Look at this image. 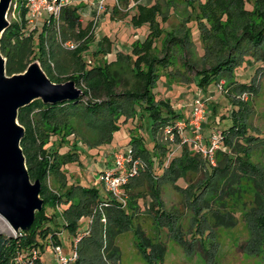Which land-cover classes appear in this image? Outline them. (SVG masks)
<instances>
[{
	"label": "trees",
	"instance_id": "1",
	"mask_svg": "<svg viewBox=\"0 0 264 264\" xmlns=\"http://www.w3.org/2000/svg\"><path fill=\"white\" fill-rule=\"evenodd\" d=\"M196 1L198 2V0H188V3L190 6H194ZM15 3L19 9L21 22L12 21L1 38V52L7 58V72L9 73L12 69H17L18 72L24 71L25 64H23L21 55L25 45L31 39L32 46L36 47L33 50H36L38 54L35 59L41 62L43 68L45 65L48 67H46L48 71L45 68L44 70L53 80V73H50L52 69L47 57L50 55V57L55 58L59 54L60 40L65 41L74 37L81 41L76 49L71 50L73 58H76V62L80 64L81 73L65 80L56 75V79L53 81L74 80L79 87L80 80H83L88 85L89 90L73 100L45 103L42 99H36L20 109L18 119L25 127V136L21 145L32 180L39 179L41 181V197L44 199V206L41 211L36 213V219L29 230L20 231L11 236L0 233V264H16L15 260L20 252L26 255H30L34 249L45 252L46 243L39 242V236L43 239L50 237L51 244L61 243L59 239L61 230L56 215L49 216L46 209L48 207L55 209V206L60 205L62 201L68 203L67 209L63 212L64 226L69 227L72 231H76L78 222L83 216L94 213V218L99 221L103 214L109 215L111 223L105 233L106 250L115 249L116 237L126 230L127 225L121 220H113L114 216L118 215L119 219L121 216L131 218L134 209L128 208V205L123 207L121 203L110 196H101L99 190L94 187L79 183L67 186L62 166L77 159L78 154L76 151L61 152L58 145L51 143V138L56 135L64 141L67 136L75 134L77 137H81L84 143L90 144L85 141L83 136L76 133L74 125L69 126L76 119L87 123L91 128H103L110 131L106 141L110 140L112 131L118 128L117 123L123 115L136 117L139 111L142 116L148 113L155 135L160 127L175 124L179 119L187 120L182 114L169 108L170 103L168 101H159L154 90L157 87V81L163 76L160 72L161 68H168L173 65L171 45L181 44L184 56L189 54L188 48L194 45L190 36V29L186 27L188 19L187 21L181 20L183 26L179 31V38H171L170 35L165 36L163 51L166 54L161 57L154 45L156 39L164 33L159 16L162 21H167L170 17V9L167 13H163L159 3L149 7L138 5V11L132 17V22L135 26L149 23L150 32L146 39L142 42L135 41L134 54L119 52L117 62L106 73L88 75L84 73V63L80 53L89 49L94 34L93 32L90 33L89 27L81 28L79 6L72 4L64 9L60 31L55 23L46 24L40 33L38 42L33 39L35 30H32V33L25 36L22 41L16 42V35L23 28V24L28 25L26 20L28 9L24 0L13 1L12 8ZM167 5L170 8L173 6L171 1H168ZM198 8L213 28L212 32L203 29L207 45L204 56L211 54L215 49H217L215 53L218 54L223 53L225 48L229 50L228 57L224 60L218 61L210 69H203L195 75L194 80L198 86L206 89L214 80L229 75L233 77L232 82L234 84L236 83L244 89L252 88V84L243 81L242 77L236 73V69L246 61L247 57L251 56L244 43L251 44L264 41V0H257L255 12L246 9V0L209 1L207 4H198ZM118 11L116 10V12ZM192 16L191 13L190 19ZM223 16H227V21L222 20ZM238 25L240 26L238 27ZM242 25L243 27H241ZM183 29L184 33H181ZM185 33L186 35H184ZM46 41L48 44L45 47ZM103 46L105 48L110 47L108 36H104ZM134 56L137 58L135 63L137 65L142 64L144 67L138 73H134L135 69L131 68ZM184 63L191 64L188 59ZM57 64L59 68L66 67V64L63 65L60 61H57ZM117 64L118 67L114 68ZM173 74L170 73V75ZM170 75H166L168 81L176 79L174 75ZM131 77L133 81L130 80ZM88 93L91 95L90 97L87 96ZM218 103L223 108L232 104L233 110L230 117L227 115L224 117L231 119L230 124H225L220 121V116L226 111L223 110V113L220 111L222 114H218V105L212 106L211 116L217 123L216 125L213 123V128L210 127V130L206 128L205 137L208 140L212 134L216 133V128L222 129L221 145L214 155L215 165L211 163L209 158H204L191 150L190 147L188 148L187 144L182 146L181 154L175 155L167 165H164V157H166L169 147L158 142L157 137L152 150L147 147L146 140L142 135H134L129 144H134L137 153L142 154L149 162V177L153 178L151 195L160 206L164 205L159 195L161 192L160 180L171 182L174 188L178 190L179 188L182 189L178 184L179 179L189 182L190 174L203 172L204 178L200 190L193 193L194 198L198 197L195 200L198 202L197 209L203 211L205 221L211 226L231 228L238 224V213L244 209L250 210L257 207L264 200V174L254 159L255 152L264 144L260 141L264 137L259 139L249 133L251 127L247 122L249 111L245 106L236 105L235 102L229 103L228 100H221ZM38 106L43 109V112L36 124L37 120H30L27 114ZM54 119V124H51L50 121ZM65 127L68 128V132L65 131ZM49 128L52 130L50 131ZM40 135L44 137L42 140H40ZM38 142H40L44 160L38 162V168H36L32 163L33 155L29 152L31 148L28 147V144L37 145ZM159 168L164 170L161 172ZM50 173L55 176L60 175L63 178L57 195L50 191L46 183V177ZM128 185L129 183L126 187ZM64 188H66L65 193L61 192ZM147 194L144 193V195ZM99 204H103L102 209H99ZM159 212L162 214L160 217L161 226L168 227V234L174 232L175 227L172 225L173 222L169 220V216L166 215V211L159 210ZM167 218L168 221H166ZM136 232L143 240L144 246L150 250L152 248L157 258L162 261L167 252L166 240L160 239L159 242L153 243L139 227ZM80 246L81 242L78 245L79 258ZM79 258L75 264H78Z\"/></svg>",
	"mask_w": 264,
	"mask_h": 264
},
{
	"label": "rangeland",
	"instance_id": "2",
	"mask_svg": "<svg viewBox=\"0 0 264 264\" xmlns=\"http://www.w3.org/2000/svg\"><path fill=\"white\" fill-rule=\"evenodd\" d=\"M92 1L72 0L74 5L80 7L79 12L85 20L84 27L88 25L89 20H92V17L88 14ZM209 1L215 2L217 0H198V2L194 3V6H190L186 0H172V7H174L175 11H171L167 21H162L160 17L164 33L156 39L154 44L158 49L159 56L164 57L166 54L163 51L165 36L170 35L171 38H179V31L183 26L181 20L187 21L188 19L186 27L190 29V36L194 45L188 48L190 52L186 56L183 54L181 44L171 45L173 65L168 68H161L160 72L163 76L157 81V87L154 91L159 101H168L170 103L169 108L182 114L187 120L192 116V110L196 107L198 101L205 100L206 112L204 115L206 118L202 121L200 136L190 131L193 129L190 126V121L186 119H179L175 124L160 127L155 135L149 114L145 113L142 116L139 111L136 117L123 115L117 123L118 128L112 131L111 138L108 141L106 140L110 131H106L103 128H91L87 123L77 119L73 120L69 126L71 124L74 125L76 133L83 136L85 141L91 145L84 143L82 138L77 137L75 134L67 136L64 141L56 135L51 138V143L58 145L61 152L76 151L78 154L77 159L69 161L62 166L67 186L79 183L94 187L99 190L100 195L103 197H108L109 195L100 182L99 175L103 170L114 169V153L116 151L130 147L134 156L142 161L141 171L131 177L129 185L125 187L127 207L134 209L133 217L121 216L119 219V216L115 215L113 219L121 220L127 225L126 230L116 237L115 249L106 250L105 233L111 223L109 215L103 214L99 221L94 218V213L93 215L83 216L78 222L76 231H72L69 227L64 226L63 212L67 209V202L62 201L60 205L57 204L55 206L56 210L49 207L46 209V213L49 216L56 215L61 230L59 239L66 252H69L73 247L74 240L77 237L80 238L81 248L78 264H264V200L257 207L250 210L244 209L238 213V224L235 227L215 228L205 221V217L202 214L203 211L197 209L198 202L195 200L198 197H193V193L200 190L204 178V173L198 172L189 175V182L179 179L178 184L182 189L179 188L178 190L174 188L171 182L160 180L161 192L159 195L164 203L163 206H160L151 195L153 178L149 177V162L142 154L137 153L134 144H129L134 135H142L146 140L147 147L152 150L157 137L158 142L169 147L168 153L164 157V165H167L175 155L181 154L182 146L186 144L191 150L199 153L204 158H208L200 149V146L209 144L210 138L207 140L205 137L206 128L210 130V127L213 128L212 124L216 125L217 123L211 116L212 106L218 105V114H222L223 110L226 111L225 114L223 113L220 116L222 123L230 124L231 122L229 117L232 113L233 105L229 104L227 108H223L218 103L221 100H228L229 103L235 102L236 105L245 106L249 111V119H247L251 126L249 133L259 139L264 137V41L251 44L245 42L244 46L248 47V52L251 56L247 57L246 61L236 69V73L242 77L243 81H248L249 84H252V88L244 89L236 83L234 84L232 82L233 77L229 75L228 77L224 76L214 80L206 89L199 87L194 80L196 74H199L203 69H210L218 61L228 57L229 53L227 48L221 54L215 53V50H217L215 49L211 54L204 56L207 45L203 33L204 30L212 32L213 28L206 17L201 14L198 4H207ZM134 2L137 3V0H134ZM256 2L257 0H246V9L250 12H255ZM102 3L101 5L100 1L98 16L94 20L95 26L99 24L96 27V34H94L96 39L90 43L89 49L80 53L84 63V73L88 75H102V72L106 73L107 70L112 69V65L118 60L119 52L134 54L133 46L137 38V32L139 35L143 33L145 35L150 30L149 25L143 31L138 28L142 25L134 26L131 20L132 16L118 21L108 14L107 20L102 21L100 15L105 12V3L109 6L108 12L111 13L112 11L113 13L117 2L116 0H106L104 3L103 0ZM132 3L133 1L120 2V8L117 7L119 11L114 13V18H123L128 13L129 6ZM164 3L161 4L162 11L167 13L171 8ZM84 5L86 7L82 9ZM191 13L193 16L190 19ZM9 20L10 22H21L17 7L13 6L12 8L11 6ZM222 20L227 21V16H223ZM43 21L44 17L40 19L39 26L33 34L35 42L39 41V36L43 29ZM33 28L34 25L28 24L25 26L23 24V28L16 35V42L22 41L25 36L30 35ZM181 33H184V29ZM104 36H108L110 43L108 48L103 46ZM68 40L75 41L78 45L80 44V40L74 37ZM47 44L46 41L44 43L45 47ZM58 47L59 54L55 58L50 57V55L47 57L52 69L50 73H53V80L56 79V75L65 80L80 74V64L76 62V58H73L71 49L66 48L62 44ZM34 48L36 47L32 46L30 39L21 55L23 64H25L24 71L38 56L36 50H33ZM136 59V56H134L131 63V68L135 69L134 73L144 69L142 64L137 65L135 63ZM186 59L190 60L191 64L184 63ZM57 61H60L63 65L66 64V67L59 68ZM46 67L45 65L44 68L48 71V67ZM117 67L118 64L114 68ZM15 73L20 72L17 69H12L8 74L12 75ZM170 73H174L173 75L177 80L168 81L166 75H170ZM130 80L133 81L132 77ZM79 88L84 93L89 90L88 85L83 80H80ZM87 96L90 97L91 95L88 93ZM42 112L43 109L38 106L33 108L27 114V117L30 120H37L35 122L37 124ZM226 115L229 117L224 118ZM54 121L55 119L50 121V123L54 124ZM179 122H185L182 124V129L178 126ZM49 129L50 131L52 130V128ZM67 130L68 128L65 127V131ZM215 130L217 135H219V145H221L222 129L216 128ZM39 137L40 140L44 138L42 135ZM260 141L264 143V138ZM28 147L31 148L29 152L33 155L32 163L38 168V162L44 160L40 142L37 145L28 144ZM254 159L258 162L264 174V144L257 149ZM211 163L213 165L216 164L215 158L211 160ZM163 170V168H159V171L162 172ZM62 181L63 178L60 175L55 176L50 173L46 177V183L50 191L56 195L59 192ZM66 188L62 189L61 192L65 193ZM153 190L155 189L153 188ZM144 193L148 194L144 195ZM102 208L103 204H99V209ZM159 210L166 211V215L169 216V220L173 222L172 225L175 227L174 232L172 231L168 234V227L161 226L160 217L162 214ZM1 217L0 215V233L7 236L15 235L6 219ZM166 221H168V218ZM138 227L153 243L159 242L160 239L166 240L167 252L162 261L157 258L152 248L150 250V248L144 246L143 240L136 232ZM38 241L46 243L45 252L40 251L42 259L46 262L53 261L55 252L50 237L43 239L39 236Z\"/></svg>",
	"mask_w": 264,
	"mask_h": 264
},
{
	"label": "water",
	"instance_id": "3",
	"mask_svg": "<svg viewBox=\"0 0 264 264\" xmlns=\"http://www.w3.org/2000/svg\"><path fill=\"white\" fill-rule=\"evenodd\" d=\"M14 0H0V215L15 234L29 230L44 206L41 181L32 180L21 146L25 127L19 111L36 99L45 103L73 100L84 94L74 80L54 82L36 59L25 71L9 75L1 38L10 26Z\"/></svg>",
	"mask_w": 264,
	"mask_h": 264
},
{
	"label": "built area",
	"instance_id": "4",
	"mask_svg": "<svg viewBox=\"0 0 264 264\" xmlns=\"http://www.w3.org/2000/svg\"><path fill=\"white\" fill-rule=\"evenodd\" d=\"M25 6L28 9L26 20L28 24L34 25L33 30L39 26L40 19L44 17L42 22L43 27L47 24L55 23L60 31L62 23V14L64 9L72 5V0H24ZM103 0H101V5ZM17 7V4H14ZM46 15V17H45ZM61 44L68 49H76L78 43L72 40H60ZM205 104L206 101H198L196 107L192 110V116L187 121H190V126L200 136L202 130V121L205 120ZM182 123H178L179 128L182 129ZM185 126V125H184ZM198 137V136H197ZM219 135L213 134L207 146H200V149L207 155L210 160H214L215 151L220 147ZM142 169L141 159L134 156L132 148L126 147L114 153V169L103 170L99 175V180L104 186L105 190L112 199L117 200L124 207L126 202V185L129 183L131 177L137 175ZM107 204V203H105ZM16 235V234H15ZM80 238L74 240V245L69 252L64 250L61 243H52L54 247V260L46 262L38 249H34L30 255L20 252L16 257V264H75L79 258Z\"/></svg>",
	"mask_w": 264,
	"mask_h": 264
},
{
	"label": "crops",
	"instance_id": "5",
	"mask_svg": "<svg viewBox=\"0 0 264 264\" xmlns=\"http://www.w3.org/2000/svg\"><path fill=\"white\" fill-rule=\"evenodd\" d=\"M86 1H89V0H86ZM100 1L101 0H93L92 2H91V6H90V8L88 9V14L90 15V17H92V20H89V22H88V25L86 26V27H84V23H85V20L81 17V14H80V23H81V28H83V29H86V28H90L91 30H90V33H92L93 32V34H96V27L99 25H97V26H95V24H94V20L96 19V17L98 16V9H99V6H100ZM131 2V1H133V3L132 4H130V6H129V11H128V13L127 14H125V16H123V18H120V19H116V18H114V13H116V10H118V8H120V2L121 1H119V0H116V2H117V5L115 6V8H116V10H115V8H114V10H113V13H112V11H111V13L110 12H108L109 11V6L108 5H106V0H104V3H105V5H104V8H105V12L104 13H101V15H100V17H101V20L103 21V20H107V18H108V14H110L111 15V17L113 18V19H115V20H118V21H122V20H124V19H128V17L129 16H134L136 13H137V11H138V5H143V6H152V5H154V4H157V3H159V4H162V3H164V1H165V3L164 4H167V2L168 1H172V0H137V3H135L134 2V0H124V1H122V2ZM187 2H188V0H186ZM74 5V4H73ZM172 5H173V3H172ZM86 6L84 5V6H82V9L83 8H85ZM118 7V8H117ZM80 8V7H79ZM175 11L174 10V7H171V9H170V13H171V11ZM172 11V12H173ZM80 13V12H79ZM172 16V15H171ZM100 19V18H99ZM132 20V19H131ZM159 21H161L160 20V16H159ZM133 23V22H132ZM132 23H131V25H132ZM147 25H149V23H145V24H143L141 27H138L141 31H143V30H145V29H147L148 27H147ZM135 26V25H134ZM162 26V25H161ZM42 28H43V25H42ZM79 30V29H78ZM77 30V31H78ZM150 31V30H149ZM149 31H148V33H146L145 35H139V33L137 32V34H136V36H137V38H136V41H144L145 39H146V37H147V35L149 34ZM95 39H96V37L94 36V38H93V41L92 42H94L95 41ZM81 42V41H80Z\"/></svg>",
	"mask_w": 264,
	"mask_h": 264
},
{
	"label": "bare ground",
	"instance_id": "6",
	"mask_svg": "<svg viewBox=\"0 0 264 264\" xmlns=\"http://www.w3.org/2000/svg\"><path fill=\"white\" fill-rule=\"evenodd\" d=\"M2 218V217H1ZM7 221V220H6ZM8 222V221H7ZM11 227V226H10ZM11 230H13V228L11 227ZM14 231V230H13Z\"/></svg>",
	"mask_w": 264,
	"mask_h": 264
}]
</instances>
